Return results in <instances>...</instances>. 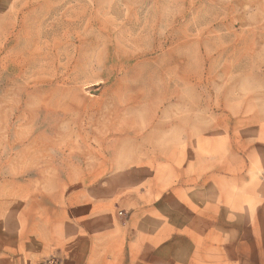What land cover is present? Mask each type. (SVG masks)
Listing matches in <instances>:
<instances>
[{
    "label": "rangeland",
    "instance_id": "374dc122",
    "mask_svg": "<svg viewBox=\"0 0 264 264\" xmlns=\"http://www.w3.org/2000/svg\"><path fill=\"white\" fill-rule=\"evenodd\" d=\"M15 5L0 10V264H65L23 234L24 207L160 154L199 176L178 197L205 257L108 264H264V0Z\"/></svg>",
    "mask_w": 264,
    "mask_h": 264
},
{
    "label": "crops",
    "instance_id": "0c3cea01",
    "mask_svg": "<svg viewBox=\"0 0 264 264\" xmlns=\"http://www.w3.org/2000/svg\"><path fill=\"white\" fill-rule=\"evenodd\" d=\"M45 1L0 0V10L16 11L21 7L15 4ZM149 158V162L135 159L131 172L123 167L121 175L128 176L118 178L110 188L93 181L103 171L97 175L86 170L80 175L85 185L62 188L55 201L45 198L43 204L38 198L29 202L23 209V220H27L23 234L44 255L60 256L65 264H108V259L125 257L132 263L151 253L168 259L204 258L203 230L201 238L199 232L191 231L185 214L189 204L178 197L199 176H188L187 169L175 164L182 163L181 157L160 154ZM119 210L125 211L124 218L118 216ZM218 243L215 249L222 251ZM236 248L235 241L224 247L230 253Z\"/></svg>",
    "mask_w": 264,
    "mask_h": 264
}]
</instances>
